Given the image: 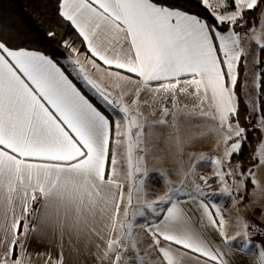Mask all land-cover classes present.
<instances>
[{"label":"snow or ice","instance_id":"1","mask_svg":"<svg viewBox=\"0 0 264 264\" xmlns=\"http://www.w3.org/2000/svg\"><path fill=\"white\" fill-rule=\"evenodd\" d=\"M189 5L56 0L77 34L61 64L0 4V264H32L50 235L94 264H232L257 243L264 264V0Z\"/></svg>","mask_w":264,"mask_h":264},{"label":"trees","instance_id":"2","mask_svg":"<svg viewBox=\"0 0 264 264\" xmlns=\"http://www.w3.org/2000/svg\"><path fill=\"white\" fill-rule=\"evenodd\" d=\"M0 4H3L10 12L15 13L18 17L22 18L24 23L30 26L31 29L38 34L40 39L35 47L45 49L50 53L55 52L61 57V64L66 63L63 59L66 53L59 47V41L64 39L66 36H71L74 40H76L77 34L67 22L62 21L56 14V0H0ZM195 4L196 0H190L189 6L193 7V10H199L195 7ZM202 14L206 13H203L202 11ZM50 28H56L58 32L56 40H49L46 38L45 34ZM250 67L253 66L250 65ZM251 79L252 77L249 76V82H251ZM75 82L84 92L86 97L101 111H103L100 103L95 98L89 96L82 84L78 81ZM241 112L243 117V105L241 106ZM257 136V133L250 132L249 147H246L242 153V159L247 160L249 163L252 162L250 160L251 149L257 143ZM257 245L259 246L258 243Z\"/></svg>","mask_w":264,"mask_h":264},{"label":"crops","instance_id":"3","mask_svg":"<svg viewBox=\"0 0 264 264\" xmlns=\"http://www.w3.org/2000/svg\"><path fill=\"white\" fill-rule=\"evenodd\" d=\"M68 71L71 72L72 69L69 68ZM75 81L80 82L89 96L95 98L100 103L104 112H106L108 115H113L112 110L108 108V106L102 101H100V99L90 89L83 85L81 81ZM199 218L200 213L193 212V219L198 221ZM204 233L209 241L218 246L219 237L211 227L205 228ZM61 250L63 251L65 264H94L92 257L86 255L85 253L77 252L76 250L70 248L67 244H65L63 249H61L58 236L55 235H50L44 243L31 241L27 245V252L32 264H45L49 255L55 258L61 252ZM230 259L232 260V264H260V256L257 246L250 248L243 256L234 255Z\"/></svg>","mask_w":264,"mask_h":264},{"label":"rangeland","instance_id":"4","mask_svg":"<svg viewBox=\"0 0 264 264\" xmlns=\"http://www.w3.org/2000/svg\"><path fill=\"white\" fill-rule=\"evenodd\" d=\"M145 111H147V106H145ZM159 114H157L156 117H153V119H156L158 118ZM147 131V129H146ZM157 131H159V129H157ZM165 139H166V136L167 134L165 133ZM168 148V144L165 143V142H162V143H159L157 145V148L156 149H153V151H157V152H162V151H165L167 150ZM200 151H204L206 153H208L209 155H217L218 153L216 151H214L211 147V142L210 141H205L204 142V145L203 147H201L199 149ZM149 166H156V167H160L161 166V160L160 159H154V160H151L149 161ZM165 167L169 168V169H172V168H175L177 165H176V162L169 158L165 163L164 165ZM199 168L203 169V172L202 174L204 175H210L211 174V169L208 167L207 164H201L199 165ZM260 175L262 176V178H264V172H261ZM174 181H176L177 183L179 182V177H176V176H172L171 177ZM222 199H226V198H222ZM251 219H253L254 221H256L257 223H259V220H257V217L256 216H252ZM236 229L233 227V228H230L229 229V235H231ZM257 249H258V252L260 253V248L259 246L257 245Z\"/></svg>","mask_w":264,"mask_h":264},{"label":"built area","instance_id":"5","mask_svg":"<svg viewBox=\"0 0 264 264\" xmlns=\"http://www.w3.org/2000/svg\"><path fill=\"white\" fill-rule=\"evenodd\" d=\"M211 175V174H210Z\"/></svg>","mask_w":264,"mask_h":264}]
</instances>
